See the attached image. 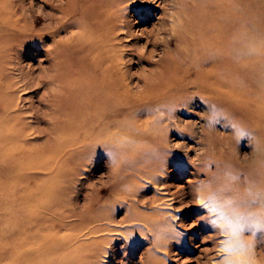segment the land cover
<instances>
[{
    "label": "rangeland",
    "instance_id": "374dc122",
    "mask_svg": "<svg viewBox=\"0 0 264 264\" xmlns=\"http://www.w3.org/2000/svg\"><path fill=\"white\" fill-rule=\"evenodd\" d=\"M15 1L24 6L28 20L49 9L50 3ZM91 2L100 3L101 10L115 9L130 25L127 34L120 33L119 61L133 91L141 90L143 74L152 63L164 58L176 67L193 70L195 61L213 68L216 88L207 100L194 87L154 86L151 113L123 109L118 115L121 122L138 128L134 141L145 140L150 151L128 158L126 169L109 167L102 149L83 154L71 161L77 170L56 175V196L50 199L44 192L36 195L46 178L36 169L18 174L0 171V264H36L39 215L52 219L64 237L74 232L86 242L80 246L74 242L70 251L60 249V264H235L222 250L230 243L224 228L233 222L243 258L261 256L260 263L264 262V59L260 58L264 0H124L118 5H109L111 0H76L82 6ZM61 22L54 20L49 30ZM165 23L179 27L177 44H154L157 28ZM42 27L46 24L34 22L32 34L8 50L9 56L20 52L21 63L34 74L43 56V50L36 54ZM93 28L88 24L84 31L91 34ZM81 29L82 25L62 27L55 37L47 33L42 41L52 46L57 38L76 37ZM62 54L72 78L83 71L87 80L94 79L78 47ZM38 93L29 88L21 95L28 97L22 106L36 104ZM138 105L141 109L144 104ZM146 159L150 165L143 167ZM152 168L156 183L146 177ZM211 203L222 207L212 210ZM42 206L47 209L44 214L38 212ZM72 209L80 214L69 215ZM219 210H230L227 220L217 218ZM60 216L76 225L64 228L56 220ZM95 223L102 229L82 233L84 225Z\"/></svg>",
    "mask_w": 264,
    "mask_h": 264
},
{
    "label": "bare ground",
    "instance_id": "6f19581e",
    "mask_svg": "<svg viewBox=\"0 0 264 264\" xmlns=\"http://www.w3.org/2000/svg\"><path fill=\"white\" fill-rule=\"evenodd\" d=\"M123 1L111 0L109 5H118ZM53 2L50 0V3L46 4L49 9L39 10L36 16L32 15L28 20L21 3L18 4L15 0H0V171L18 174L36 169V173L40 172L46 177L44 182L38 185L42 186L41 189H36V195L44 192L46 199L56 196V175L66 170H77L78 167L73 166L71 161L83 154L102 149L107 152L109 167L126 169L127 162L130 161L128 158L138 157L150 151L151 147L145 140L134 141L133 137L138 128H131L130 122H121L118 115L123 109L128 112L151 113L152 105L149 103L156 96L152 95V89L157 84L160 88L179 86L183 90L194 87L195 91L201 92L207 100L211 99L208 93H213L216 88L213 86V68L206 69L203 63L197 65L195 61L193 64L196 68L193 70L189 66L176 67L164 58L152 63L149 71L143 74L141 90L133 91L125 79V72L119 61L122 57L119 48L120 33L127 34L126 32L130 31V25L122 18L124 16L117 15L115 9L101 10L100 3L91 2L82 6L76 3V0H65L58 4ZM57 19L65 23L61 22L60 27L49 30L48 25ZM105 20L109 23L104 24ZM34 22L46 24V27H42L46 29L37 33L36 54L43 50V56L37 60L38 70L35 74L31 67L25 68L21 63L20 52L11 56L8 52L15 41L32 34ZM88 24L95 27L91 34L84 31ZM81 25L82 29L76 37L64 41L61 38L53 39L52 46H44L42 38L47 33L55 37L59 28ZM153 29L150 31L153 32ZM178 30L176 24L167 26L165 23L157 28L153 38L154 44H177L180 39ZM72 46L81 51L83 62L94 79L87 80L88 76L83 71L80 72L81 77L79 75L77 78L68 74L67 60L63 58L62 51ZM153 50L150 49L149 53ZM241 51L243 52L242 49ZM260 56L264 59V46ZM43 60L49 61V65L43 66ZM190 76L193 77L190 79ZM29 88L40 92L36 104L29 102L23 107L22 101L28 97L21 95L27 93ZM138 104L144 105L139 109ZM25 112L29 113L23 115ZM25 116L29 118L28 121L23 120ZM151 123L153 126L157 125L155 120ZM147 161H144L143 167L150 165ZM154 171L155 168H152V173L146 177L156 183L158 176L153 174ZM40 194L43 196V193ZM200 199L202 200L203 196ZM220 207L222 205L210 204L212 210ZM44 208L42 206L38 212L44 214L47 211ZM230 210H219L217 218L227 220ZM158 213L160 212L157 211ZM73 214L80 213L72 209L69 215ZM51 220L42 215L36 216V264H60V249L70 251L69 246L79 241L77 233L73 232L65 237L59 234L58 228L54 227L55 223ZM56 220L64 228H73L76 225L74 221H66L61 216ZM232 224L235 223H230L224 228L226 240L230 243L224 245L222 250L229 254L235 264H264L260 263L261 256L253 259L243 258V248L238 244L236 246L240 237L239 229ZM84 228L86 230H83ZM45 229H50L52 233H43ZM83 229L82 233L85 234L97 232L102 228L101 224L95 223L86 224ZM91 240L94 241L93 237ZM80 245H86V242L79 241L78 246ZM51 252L52 255L49 256Z\"/></svg>",
    "mask_w": 264,
    "mask_h": 264
}]
</instances>
